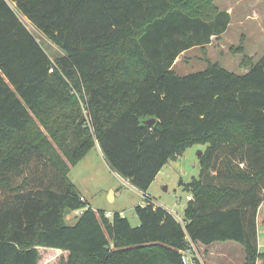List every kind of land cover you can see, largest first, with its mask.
<instances>
[{"label":"trees","instance_id":"16d2710c","mask_svg":"<svg viewBox=\"0 0 264 264\" xmlns=\"http://www.w3.org/2000/svg\"><path fill=\"white\" fill-rule=\"evenodd\" d=\"M20 16L63 55L52 60ZM230 21L213 0H0V264H39L40 247L68 252L63 264H184L192 244L226 242L264 264V56L246 57L245 75L211 62L172 69ZM97 145L144 194L170 162L207 146L200 178L184 185L183 223L147 195L136 227L90 208L69 175ZM225 149L239 153L227 178L249 188L205 181Z\"/></svg>","mask_w":264,"mask_h":264},{"label":"rangeland","instance_id":"374dc122","mask_svg":"<svg viewBox=\"0 0 264 264\" xmlns=\"http://www.w3.org/2000/svg\"><path fill=\"white\" fill-rule=\"evenodd\" d=\"M213 2L219 11L230 14V25L225 33L212 37L210 44L191 48L190 51L179 57L174 71L180 76L203 71L207 68L208 62L219 64L235 74L245 75L249 71L245 58L256 63L264 56V0H213ZM23 23L39 40L52 60L55 61L63 55L62 51L31 23L27 21ZM206 149L207 146H194L177 161L170 162L164 170L165 173L157 179L146 194L157 206L174 212L175 217L182 223L188 204L187 196L190 195L184 191V185L200 178L202 170L200 159ZM236 155L239 156V153ZM236 155L232 156L229 149L213 155L209 161L211 169L205 181L219 186L240 185L249 188L248 185L237 182L233 177L228 179L226 176V164H233L235 165H232L234 171L238 170ZM101 156L99 149L97 150L95 147L88 157L73 169L69 178L77 183L75 184L82 199L85 201L86 198L94 209L122 213L132 226H138L139 219L135 215V208L138 205L136 203L137 201L145 202V199L136 191L134 192L128 182L115 177ZM239 168L248 170L247 161L242 163ZM263 188L264 184L260 189ZM113 189L121 193L114 205L109 202V195ZM263 192H261V196L264 194ZM257 219L259 234H264V213L261 215L259 213ZM76 220L77 216L71 213L67 217V224L72 226ZM262 238L264 239V237ZM39 252V264H63L67 259L57 249L40 247ZM262 252H264V248ZM239 263V256H237L232 264Z\"/></svg>","mask_w":264,"mask_h":264},{"label":"crops","instance_id":"0c3cea01","mask_svg":"<svg viewBox=\"0 0 264 264\" xmlns=\"http://www.w3.org/2000/svg\"><path fill=\"white\" fill-rule=\"evenodd\" d=\"M21 20L24 22V21H27L29 22L25 17L23 16H20ZM30 23V22H29ZM39 41V40H38ZM196 48V47H194ZM191 49L187 50V51H184L183 53H181V55L179 57L182 56V54L190 51ZM179 57L175 60L173 66H172V69L174 70L175 69V66L177 64V61L179 59ZM205 70V69H204ZM203 70V71H204ZM188 75V74H187ZM97 150L99 149L100 151V154L102 155V159H104V161L107 163V161L105 160L104 156H103V153L100 149V147L97 145L96 146ZM91 153V151L74 167L71 168L70 170V174L71 172L73 171V169H75L84 159H86L88 157V155ZM108 164V163H107ZM170 164V163H169ZM168 164V165H169ZM168 165L166 167H168ZM109 166V165H108ZM164 167L161 172L159 173V175L157 176V178L155 179L154 183L151 185L153 186L155 184V182L157 181V179L165 173V168ZM110 168V166H109ZM111 170V168H110ZM112 171V170H111ZM113 172V171H112ZM114 173V176L115 177H118V178H121L119 177L115 172ZM123 179V178H121ZM125 180V179H123ZM126 182L129 183L128 180H125ZM74 184L76 183L75 181H72ZM77 184V183H76ZM75 184V185H76ZM130 184V183H129ZM130 186L132 187L133 191L136 193H138V195H141V197L144 196L148 193H145L143 194L142 192H140L139 190H137L136 188H134L131 184ZM77 187V185H76ZM78 189V188H77ZM121 196V193L120 192H117L115 189L111 190V193L109 195V202L111 204H115L119 197ZM85 201L88 203L89 207L92 208L93 210L95 211H98L97 209H94L92 207V205L90 204V202L88 200H86L85 198ZM138 204V205H137ZM146 204V202L142 201H137L136 205L137 206H144ZM136 206V207H137ZM102 211L106 212L105 210L101 209ZM73 213V212H72ZM106 213H110V214H116V213H113L111 211H108ZM260 213V215L262 213H264V205H261L260 208H259V211H258V214ZM71 214V213H70ZM122 215V213H120ZM68 217V216H67ZM257 225H258V245H259V250L260 252H262V249L264 248V239L262 237H264V234H259V223H258V219H257ZM194 249H195V252L193 255V258H197L202 264H232L235 262V260L237 259V256H239V260H240V263L239 264H245V260H246V253H245V249L237 244V243H234V242H226V243H214L212 244L211 246H203V245H194ZM61 253H63L65 255V257H68V252L66 251H61L59 250ZM264 253V252H262Z\"/></svg>","mask_w":264,"mask_h":264},{"label":"built area","instance_id":"2783aa9c","mask_svg":"<svg viewBox=\"0 0 264 264\" xmlns=\"http://www.w3.org/2000/svg\"><path fill=\"white\" fill-rule=\"evenodd\" d=\"M78 96H79V99L81 101V104H82V107L84 109V112L86 113V106H85V104L83 103V101L81 99V95L78 94ZM187 200L188 201L192 200V197L191 196H187ZM83 212H84V209H78V210H74L73 211V213L76 216L81 215ZM169 212L175 216V213L174 212H172V211H169ZM106 216L108 218H113L114 215L113 214H110V213H106ZM122 216L124 217L123 214H122ZM194 252H195L194 244H192L191 247L188 250H186L185 252H183L182 259H183L184 264H195L196 261H199L197 258H195V257L193 258V256H191V255L194 254Z\"/></svg>","mask_w":264,"mask_h":264},{"label":"water","instance_id":"95a60500","mask_svg":"<svg viewBox=\"0 0 264 264\" xmlns=\"http://www.w3.org/2000/svg\"><path fill=\"white\" fill-rule=\"evenodd\" d=\"M156 122V120L155 119H151V120H149V121H147L146 122V124H148V125H153L154 123Z\"/></svg>","mask_w":264,"mask_h":264}]
</instances>
